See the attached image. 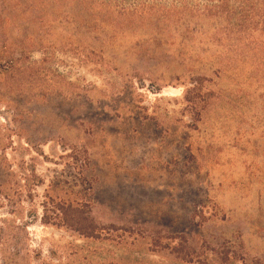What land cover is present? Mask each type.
Wrapping results in <instances>:
<instances>
[{"label": "rangeland", "instance_id": "obj_1", "mask_svg": "<svg viewBox=\"0 0 264 264\" xmlns=\"http://www.w3.org/2000/svg\"><path fill=\"white\" fill-rule=\"evenodd\" d=\"M157 1L0 0V264H264V0Z\"/></svg>", "mask_w": 264, "mask_h": 264}, {"label": "trees", "instance_id": "obj_2", "mask_svg": "<svg viewBox=\"0 0 264 264\" xmlns=\"http://www.w3.org/2000/svg\"><path fill=\"white\" fill-rule=\"evenodd\" d=\"M87 4L88 3H99L103 5L105 0H83ZM163 2V0H161ZM165 1V0H164ZM110 8L116 7L112 10L113 15H115V22L119 23V25H125L126 23L131 24V26L135 25H145L147 21H155L159 22H174L175 14L170 10H174V3L169 4V9L162 6V3H159L157 0H133L134 5L131 8H126L128 0H109ZM115 2V3H114ZM124 2L122 6H118L117 3ZM149 2V3H147ZM150 3H154L153 5H149ZM132 4V3H131ZM125 6V7H124ZM119 8L120 11H118ZM172 10V11H173ZM117 11V12H116ZM116 12V13H115ZM156 18V19H155ZM162 19V21L160 20ZM193 91V90H192ZM188 101L191 104L196 103L195 98L188 97Z\"/></svg>", "mask_w": 264, "mask_h": 264}]
</instances>
